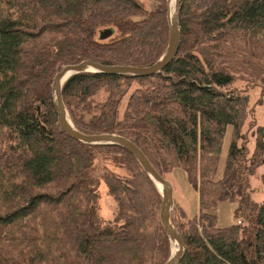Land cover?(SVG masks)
I'll use <instances>...</instances> for the list:
<instances>
[{
	"label": "trees",
	"instance_id": "1",
	"mask_svg": "<svg viewBox=\"0 0 264 264\" xmlns=\"http://www.w3.org/2000/svg\"><path fill=\"white\" fill-rule=\"evenodd\" d=\"M150 1L146 10L135 0H0V264H163L169 257L155 185L122 148L66 136L50 91L62 66L84 60L155 63L168 41L166 3ZM178 28L177 54L161 72L76 74L62 85V103L76 131L129 140L164 179L184 173L198 208L189 219L179 209L181 219L171 221L186 248L178 264H264V195L255 202L246 190L247 177L264 168V125L254 128L249 154L238 144L247 97L222 64L236 42L264 57V0H180ZM255 68L264 85V68ZM97 157L125 175L103 168L95 176ZM100 180L115 204L111 223L98 215ZM260 180L264 193V174ZM220 204L232 207L229 225L217 224Z\"/></svg>",
	"mask_w": 264,
	"mask_h": 264
},
{
	"label": "rangeland",
	"instance_id": "2",
	"mask_svg": "<svg viewBox=\"0 0 264 264\" xmlns=\"http://www.w3.org/2000/svg\"><path fill=\"white\" fill-rule=\"evenodd\" d=\"M140 5L143 6L144 9L149 10L151 7L150 0H135ZM170 1V0H169ZM166 3V11L168 6V13H169V2L167 5ZM240 42L235 43V51L229 54L228 58H225L222 61L225 66L229 67V70L235 76V83L234 87L241 95H245L247 97V112H246V119L243 124L241 134L242 140L238 142L245 144V147L248 149L249 154L252 151V133L256 126H263L264 125V100L260 95V89L264 87V85L260 84L259 76L255 74L254 71H259L255 67L260 66L264 68V57L260 56L259 49L250 48H243L242 45H239ZM264 48V45H263ZM166 49V48H165ZM165 51V50H164ZM164 53V52H163ZM162 53V54H163ZM63 67V66H62ZM253 71L254 73H252ZM255 79H252V78ZM102 96V94H101ZM100 99V98H99ZM95 101V99H94ZM97 101V99H96ZM95 101V102H96ZM123 105L122 107L124 106ZM230 133L231 128H227L222 139V146H221V153L219 156V161L217 165V173L216 175L219 177L222 173L223 165L225 156L227 153V147L230 140ZM95 169L94 175L99 177L100 174L103 172V168L112 171L113 173H117L119 175H125V171L121 169H116L111 167L108 162L102 161L99 157L96 158L94 161ZM264 174V168L260 167L256 170L255 174L252 176L247 177V191L250 194L251 200L255 202H260L263 200V190L261 185L260 176ZM172 191V207L170 211V221L173 218L176 220L181 219V215L179 213V209L184 211L186 218H191L197 213V194L196 192L188 185L186 182L185 175L180 170H174L173 172L167 174L165 179ZM97 195H98V215L104 221L111 223L114 219V211H115V204L111 196L108 194L107 189L104 183L100 180L97 186ZM160 203V198H159ZM158 203V207H159ZM157 207V213H158ZM231 206L228 204H220L216 209L217 215V224L219 226H226L233 222V218L231 216ZM172 223V222H171ZM238 223V222H237ZM172 248V243L170 244L169 248V255Z\"/></svg>",
	"mask_w": 264,
	"mask_h": 264
},
{
	"label": "water",
	"instance_id": "3",
	"mask_svg": "<svg viewBox=\"0 0 264 264\" xmlns=\"http://www.w3.org/2000/svg\"><path fill=\"white\" fill-rule=\"evenodd\" d=\"M168 1L169 0H167V5ZM179 1L180 0H174V8L171 15H168V12L166 11V22L168 28L167 46L161 57L152 65L146 67L107 66L84 60L77 64L61 67L54 74L50 86L56 125L66 136L84 145H114L122 148L135 159L143 172L155 185L160 196V203L157 213L158 222L166 237L168 238L169 243L171 244V242L174 240L177 245V252L175 254L170 252L169 257L163 264H178L186 251L181 238L170 221L169 212L171 211L172 207V191L169 183L153 169L142 152L129 140L115 134L86 135L76 131L69 121L66 109L62 103L61 88L69 77L82 73L146 77L161 72L162 69L165 68L175 58L179 47ZM107 35L108 32H105L101 34V37L104 38ZM157 184L161 187L160 191L156 186Z\"/></svg>",
	"mask_w": 264,
	"mask_h": 264
},
{
	"label": "bare ground",
	"instance_id": "4",
	"mask_svg": "<svg viewBox=\"0 0 264 264\" xmlns=\"http://www.w3.org/2000/svg\"><path fill=\"white\" fill-rule=\"evenodd\" d=\"M168 2H169V13H168V15H171L173 13L174 0H170ZM156 186H157L158 190L160 191L161 187L158 184ZM169 216H170V212H169ZM171 243H172V248H173V250H171V253L175 254L177 252V245H176L174 240Z\"/></svg>",
	"mask_w": 264,
	"mask_h": 264
}]
</instances>
